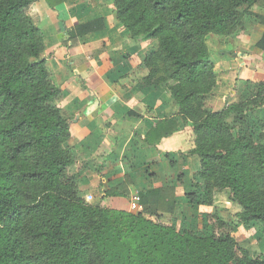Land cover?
<instances>
[{
  "label": "trees",
  "instance_id": "16d2710c",
  "mask_svg": "<svg viewBox=\"0 0 264 264\" xmlns=\"http://www.w3.org/2000/svg\"><path fill=\"white\" fill-rule=\"evenodd\" d=\"M36 1L0 0V264H264V254L255 256L209 219L204 236L164 223L163 216L178 209L176 186L140 192L125 175L105 191L103 199L138 196V213L85 201L70 171L76 162L72 121L56 104L63 92L52 80L43 33L29 15ZM46 1L55 9L70 0ZM113 2L131 39L158 42L141 65L148 71L145 86L167 88L179 108L178 118L159 121L144 142L157 145L190 122L195 146L188 154L200 159L194 178L203 183L192 185L184 201L213 207L216 193L228 190L241 208L237 226H264V142L238 130L263 110L264 83L221 111L207 107L217 85L209 35L228 37L242 27L244 33L246 16L255 17L251 10L264 9V0ZM105 27L104 18L81 23L68 29L63 45L72 50L81 37ZM255 48L264 53V33Z\"/></svg>",
  "mask_w": 264,
  "mask_h": 264
},
{
  "label": "crops",
  "instance_id": "0c3cea01",
  "mask_svg": "<svg viewBox=\"0 0 264 264\" xmlns=\"http://www.w3.org/2000/svg\"><path fill=\"white\" fill-rule=\"evenodd\" d=\"M251 12L259 19L251 20L254 24L252 31L246 25L247 33L245 32L242 39H237L238 44L243 50L254 48L260 53L258 56L262 55L261 58H264V53L255 48L264 33V9L255 6ZM114 13L113 0H70L55 9L50 8L46 0H37L29 10L30 17L43 33L45 56L49 58L48 65L53 82L56 85V81L60 84L64 81L69 95L67 101L82 112L78 122L71 125V145L75 147V156L90 158L106 152L102 159V162L107 163L102 172L105 178L102 181L97 173L85 169L80 179L82 190L89 193L101 183H105L108 190L123 183L125 175H129L140 192L167 185L176 186L178 204L183 202L187 205L184 196L188 191L195 190L192 187L193 176L200 171V159L188 154L195 146L193 131L191 128L189 131L183 129L163 138L154 146L144 142L147 132L159 121L178 118L179 108L165 87L145 86L139 89L131 86L126 91L117 84L127 74L131 76L140 71L148 73L141 69V65L158 48V42L144 38L131 39L124 26L117 22ZM98 18H104V30L81 37L80 46L72 50L63 45L68 29ZM104 42H107L105 46ZM261 61H257L261 71L255 72L254 78L264 83ZM213 63L217 75L214 95L218 90L220 77L227 72L220 59ZM232 68L229 65L226 69ZM115 87V95L107 97L109 88L113 91ZM242 92L243 90L241 94ZM103 96H106V100ZM212 96L207 101V107L208 102L214 106L219 103ZM212 105L209 108L216 111ZM225 106L228 107L229 104ZM225 106L220 110L225 109ZM129 112L138 114L141 118L129 116ZM167 155L171 160L166 159ZM171 161L175 162L174 168L170 166ZM148 166H154L150 174L153 178L146 173L142 174ZM160 168L167 169V173L161 172ZM175 171L176 177L183 175V179L189 181L187 190L182 192L181 189L185 187L180 189L175 184L178 181ZM202 183L203 181L196 180L200 187ZM107 201L109 204L118 203L122 206L117 209L129 211L128 205L134 198L108 197ZM214 206L211 209L215 210Z\"/></svg>",
  "mask_w": 264,
  "mask_h": 264
},
{
  "label": "rangeland",
  "instance_id": "374dc122",
  "mask_svg": "<svg viewBox=\"0 0 264 264\" xmlns=\"http://www.w3.org/2000/svg\"><path fill=\"white\" fill-rule=\"evenodd\" d=\"M115 15V14H114ZM258 17L254 16H246L245 18V31L243 33V27L237 31L232 36L228 37H220L216 35H210V37L207 40L208 46L211 50V56L210 59L214 62L218 61L220 59V62H223L225 65L224 67L227 68V66L232 65V69H224L227 73L220 77V84L218 85V90L212 97H215L214 100L218 99L217 105H212L210 102H208V105L214 106L213 109L220 110L221 107L225 106L226 104H232L239 101L244 100L247 96L252 94L258 87L259 83L257 79L254 78L255 72H260L259 62L262 60V66L261 68L264 70V58H261L260 53H257L254 48H250L248 50H243L240 48V45L238 44L237 39H242L241 37L245 36L246 32V25L249 27V30H254V24L251 20L257 21ZM251 31H249L251 33ZM247 33V32H246ZM248 33V34H250ZM246 44V43H245ZM241 52H247V55ZM46 57V56H45ZM49 59V58H48ZM49 63V60H48ZM246 68V70L244 69ZM66 72V71H65ZM69 74V73H68ZM220 74V73H219ZM264 74V73H262ZM148 76V73L145 72H136L131 74H127L126 76L120 78V81H117V84H119L123 89H126V91H129L130 88L128 87L133 86V88L138 87H145L144 80ZM139 80V81H138ZM64 82V81H63ZM58 83L56 81V85L59 86L62 89L63 95L62 97L56 101V104L62 108L63 112L66 114V116L72 121L73 125L78 122L79 117L81 116L82 112L81 109L74 108L73 105H71L70 101H67V98L69 97L68 92L65 90L66 85L65 83ZM117 87L111 91V88H109V95H115V90ZM88 90V89H87ZM243 90L242 94L241 91ZM245 92V93H244ZM256 92V91H255ZM244 93V94H243ZM104 100H106V96H103ZM117 98V97H115ZM225 103V105L223 104ZM208 107V109H210ZM226 107V106H225ZM212 110V109H210ZM216 110V111H217ZM221 111V110H220ZM233 120L230 119L229 122L231 123ZM185 130H191L192 128L191 123L182 121ZM109 128V127H108ZM191 128V129H190ZM239 132L243 133H249L253 134V137L256 139L258 143L264 142V108L263 110H260L256 113V115L253 117V120L251 121L250 126L245 127H238ZM195 141V138H194ZM74 147V145H72ZM75 149V147H74ZM105 153L103 152L100 156H92L90 158H77L74 166L71 168V174L77 176L79 181V191L82 197L85 199V201L91 205L106 209H117L122 207L120 204H109L107 201V198H104L105 195V183H102V185H97L95 188H92L93 191H90L89 193L83 191L82 182H80V179L82 178V172L86 170H91L97 173L99 177L102 179L105 178L103 175L104 165L106 162H102V159L105 158ZM83 160V161H82ZM171 160V159H170ZM80 161V162H78ZM107 164V163H106ZM154 166H148V168H144L142 171V174L145 175V173L148 175V177L153 178L151 176V172L153 170ZM149 170V172H148ZM161 172H166L167 169L160 168ZM147 171V172H146ZM177 175V171H175V178L180 177V175ZM161 177V176H160ZM162 178V177H161ZM185 178V177H183ZM185 180L183 179L182 182L179 183V181H175V184L179 186L182 192L183 190H187V188L190 186L189 181L185 183ZM192 184H196V180L193 176ZM138 190V189H137ZM180 190V191H181ZM139 191V190H138ZM179 207L174 215H165L163 216V221L167 225L174 226V228L179 232H184L185 230H193L196 232H199L201 235H207L210 231L209 229V220L212 226L215 227V229H222V233H231L236 240L243 245L244 247L250 248L255 256L264 254V226L261 224H251V225H240L237 226L238 218L237 214L241 212L240 206L231 200L230 193L228 190H224L216 195V207L215 210L211 209L209 206H205L202 204V200L198 204L189 205L185 204L183 202H180L178 204ZM130 204L128 205V210L130 211ZM141 210L138 209L136 211H133L132 213H138ZM126 211V210H125ZM209 216H214L210 217ZM215 218L217 220H221V224L224 226H217L215 224ZM209 219V220H208ZM210 224V225H211ZM220 224V223H219Z\"/></svg>",
  "mask_w": 264,
  "mask_h": 264
},
{
  "label": "built area",
  "instance_id": "2783aa9c",
  "mask_svg": "<svg viewBox=\"0 0 264 264\" xmlns=\"http://www.w3.org/2000/svg\"><path fill=\"white\" fill-rule=\"evenodd\" d=\"M133 198H134V201L130 204V206H131L130 210L136 211V210L141 208L140 205H139V200L140 199H139L138 196H133Z\"/></svg>",
  "mask_w": 264,
  "mask_h": 264
}]
</instances>
